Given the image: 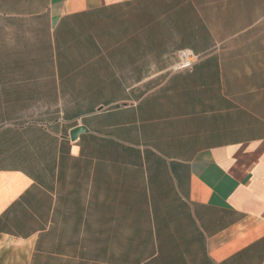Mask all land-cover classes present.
<instances>
[{
	"label": "crops",
	"instance_id": "obj_1",
	"mask_svg": "<svg viewBox=\"0 0 264 264\" xmlns=\"http://www.w3.org/2000/svg\"><path fill=\"white\" fill-rule=\"evenodd\" d=\"M0 264H264V0H0Z\"/></svg>",
	"mask_w": 264,
	"mask_h": 264
},
{
	"label": "built area",
	"instance_id": "obj_2",
	"mask_svg": "<svg viewBox=\"0 0 264 264\" xmlns=\"http://www.w3.org/2000/svg\"><path fill=\"white\" fill-rule=\"evenodd\" d=\"M176 55L177 62L172 67V70L176 72L190 70L198 59V56L189 50H180Z\"/></svg>",
	"mask_w": 264,
	"mask_h": 264
},
{
	"label": "water",
	"instance_id": "obj_3",
	"mask_svg": "<svg viewBox=\"0 0 264 264\" xmlns=\"http://www.w3.org/2000/svg\"><path fill=\"white\" fill-rule=\"evenodd\" d=\"M84 131V128H81V127H78V128H75L73 129L71 132H70V138L72 140L76 139V137L78 136V134L80 132H83Z\"/></svg>",
	"mask_w": 264,
	"mask_h": 264
}]
</instances>
